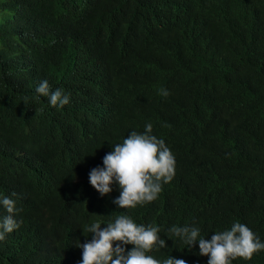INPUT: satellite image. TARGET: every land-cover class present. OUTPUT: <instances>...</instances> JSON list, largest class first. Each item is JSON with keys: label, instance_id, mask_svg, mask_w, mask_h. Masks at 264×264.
Here are the masks:
<instances>
[{"label": "trees", "instance_id": "16d2710c", "mask_svg": "<svg viewBox=\"0 0 264 264\" xmlns=\"http://www.w3.org/2000/svg\"><path fill=\"white\" fill-rule=\"evenodd\" d=\"M156 1L0 0L11 12L0 16V197L15 201L21 219L0 243V262L69 264L87 229L64 210L84 228L121 215L158 227L167 247L146 254L161 262H208L173 226L208 239L212 229L241 223L264 243V208L254 205L264 199V20L243 0L220 1L221 23L200 2L183 16L175 0ZM203 15L209 43L199 46L189 26ZM158 42L167 53L151 49ZM44 80L69 103H45L36 91ZM149 123L173 149L179 182L121 209L113 203L118 184L101 196L85 168L103 167L113 146ZM256 253L249 263L264 264V250Z\"/></svg>", "mask_w": 264, "mask_h": 264}, {"label": "clouds", "instance_id": "9594fccd", "mask_svg": "<svg viewBox=\"0 0 264 264\" xmlns=\"http://www.w3.org/2000/svg\"><path fill=\"white\" fill-rule=\"evenodd\" d=\"M221 0H175V7L185 16L197 2L200 9L210 10L211 23L225 21L227 15L220 6ZM254 6V14L257 21L264 20V0H243ZM168 0H157L155 6L167 5ZM145 9V5H144ZM8 12V16H4ZM3 20L11 16L8 10L0 9ZM146 18V16H145ZM203 23H208L203 15L200 20L192 22L189 28L196 34L198 45L209 43L208 35L201 28ZM176 23H170L171 34L178 36ZM169 45L158 42L157 47H151L153 51L167 53ZM160 58L156 59L158 61ZM49 83L52 82L48 79ZM47 80L40 82L36 91L40 98L52 107H63L69 103V96L61 89L51 92ZM166 89H161V95L167 96ZM113 150L103 157V167L95 168L87 166L90 170L89 182L101 195L105 196L112 191V184H118L120 195L113 201L119 208H134L137 204L151 202L157 198L161 186H171L179 182L178 159L172 148H168L162 139L152 135V124L145 125V132L131 131L130 135L122 143L112 147ZM261 205L254 204L259 212L264 208V199ZM0 243L5 242L11 234L21 226V219L13 213L17 211L15 201L9 197H0ZM71 225L92 234L89 241L87 231L77 240L74 246V257L69 264H187L183 259L172 256L162 262L146 253L152 251L154 246L167 247L166 241L158 236L160 229L155 226L137 225L127 216H118L114 222L107 223L101 228L99 222L87 223V228L82 227L76 221V217H69ZM170 232L179 237L187 247L191 248L198 242L199 255L207 256V264H230L231 260L241 263H249L264 250V243L244 224L235 223L229 230L225 227H217L208 233V239L200 237V230L196 227H175ZM113 242H119L113 246ZM126 245H133L130 251H126ZM255 253V254H254ZM0 264H10L0 262ZM253 264V263H249Z\"/></svg>", "mask_w": 264, "mask_h": 264}, {"label": "bare ground", "instance_id": "6f19581e", "mask_svg": "<svg viewBox=\"0 0 264 264\" xmlns=\"http://www.w3.org/2000/svg\"><path fill=\"white\" fill-rule=\"evenodd\" d=\"M261 53H262V52H261ZM246 63H247V62H246ZM163 197H164V196H163ZM78 198H80V197H78ZM91 198H92V196H91ZM98 199H99V198H98ZM159 199H160V198H159ZM162 203H163V202H162ZM162 203H161V204H162ZM97 210H98V209H97ZM157 211H158V210H157ZM157 211H156V212H157ZM152 212H153V211H152ZM87 214H88V213H87ZM151 214H152V213H151ZM98 215H99V214H98ZM112 217H113V215H112ZM112 217H111V218H112ZM150 217H151V215H150ZM158 217H159V215H158ZM195 219H196V218H195ZM105 221H106V220H105ZM105 221H104V222H105ZM185 223H186V222H185ZM77 236H78V235H77Z\"/></svg>", "mask_w": 264, "mask_h": 264}, {"label": "rangeland", "instance_id": "374dc122", "mask_svg": "<svg viewBox=\"0 0 264 264\" xmlns=\"http://www.w3.org/2000/svg\"><path fill=\"white\" fill-rule=\"evenodd\" d=\"M3 14H4L5 17L9 15L8 12H4Z\"/></svg>", "mask_w": 264, "mask_h": 264}]
</instances>
